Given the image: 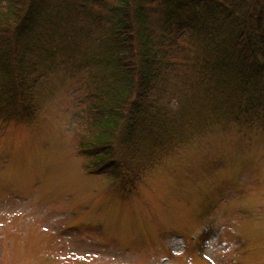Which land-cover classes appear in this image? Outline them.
I'll return each mask as SVG.
<instances>
[{"label":"trees","instance_id":"1","mask_svg":"<svg viewBox=\"0 0 264 264\" xmlns=\"http://www.w3.org/2000/svg\"><path fill=\"white\" fill-rule=\"evenodd\" d=\"M57 75L90 102L89 170L129 192L194 141L264 125V0H0V113L33 118Z\"/></svg>","mask_w":264,"mask_h":264},{"label":"rangeland","instance_id":"2","mask_svg":"<svg viewBox=\"0 0 264 264\" xmlns=\"http://www.w3.org/2000/svg\"><path fill=\"white\" fill-rule=\"evenodd\" d=\"M74 81H44L33 118L0 113V264H264V125L194 141L125 192L79 149Z\"/></svg>","mask_w":264,"mask_h":264}]
</instances>
